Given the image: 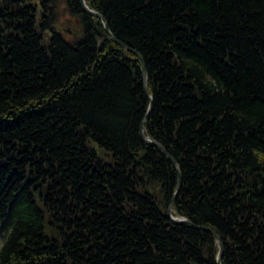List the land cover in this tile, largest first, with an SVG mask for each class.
<instances>
[{"label": "trees", "instance_id": "obj_1", "mask_svg": "<svg viewBox=\"0 0 264 264\" xmlns=\"http://www.w3.org/2000/svg\"><path fill=\"white\" fill-rule=\"evenodd\" d=\"M85 2L0 0V264H264V0Z\"/></svg>", "mask_w": 264, "mask_h": 264}, {"label": "water", "instance_id": "obj_2", "mask_svg": "<svg viewBox=\"0 0 264 264\" xmlns=\"http://www.w3.org/2000/svg\"><path fill=\"white\" fill-rule=\"evenodd\" d=\"M80 3H81V7L82 9L87 12L88 14H91L93 16H96V17H99L105 27V30L110 34V36L114 39H116V37L110 32L109 30V27L107 25V22L106 20L102 17V15L91 9L85 2V0H80ZM120 44H122L124 47L128 48L124 43H122L121 41H119ZM129 49V48H128ZM138 55V54H137ZM139 57V61L141 63V69H142V75H143V83H144V87H145V93L146 95L148 96V98L150 99V104H149V108H148V111L146 112V114L144 115L143 117V121H142V124L140 126V131H139V134H140V137L141 139L147 143V144H150V145H154V146H157L159 147V149L163 152L164 155H166L172 162L173 164L175 165V167L177 168V172H178V182H177V188H176V192L169 204V208H168V217L169 219L176 223V224H181V223H189L191 224L193 227H197V225L193 224L192 222H190L187 218L185 217H182V216H174L171 212V209H172V204L175 200V197L177 195V192L180 188V185H181V175H180V171H179V168H178V165H177V162L176 160L165 150V148L159 143L157 142L156 140L150 138L149 136H147L145 133H144V129H143V123L147 120L148 116H149V113L152 109V96L149 94V92L147 91L146 89V85H147V79H148V76H147V71H146V68H145V65H144V61L143 59L138 55ZM215 237V240L218 244V253H217V258H216V261H217V264H221V256H222V253H223V243L222 241L220 240L219 236L213 232L212 230H209Z\"/></svg>", "mask_w": 264, "mask_h": 264}]
</instances>
